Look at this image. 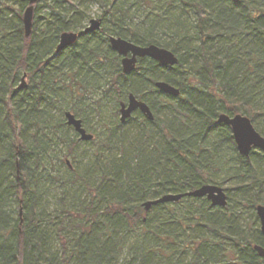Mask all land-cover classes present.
Returning <instances> with one entry per match:
<instances>
[{"label": "trees", "instance_id": "obj_1", "mask_svg": "<svg viewBox=\"0 0 264 264\" xmlns=\"http://www.w3.org/2000/svg\"><path fill=\"white\" fill-rule=\"evenodd\" d=\"M89 4L100 28L55 54L62 32L84 29ZM27 5L0 0V264H264L260 229L236 218L264 206V153L241 156L216 121L242 114L264 136V0H38L35 14H47L25 36ZM110 36L168 49L177 63L141 58L125 74ZM160 80L180 95L154 88ZM98 92L113 114L133 93L152 113L170 109L168 122L113 115L81 142L64 112ZM81 144L94 147L77 167L67 158L81 162ZM220 171L234 191L223 208L194 197L143 206L223 184Z\"/></svg>", "mask_w": 264, "mask_h": 264}, {"label": "water", "instance_id": "obj_2", "mask_svg": "<svg viewBox=\"0 0 264 264\" xmlns=\"http://www.w3.org/2000/svg\"><path fill=\"white\" fill-rule=\"evenodd\" d=\"M28 5L25 8L22 21L24 27L25 36H29L32 31L34 4L38 0H27ZM100 28V19H90L89 26L85 27L83 32L89 33ZM78 32H62L59 36V40L55 49V53L60 52L63 49L70 47L79 38ZM111 49L121 57L122 72L127 74L135 70L137 59L148 57L154 61H157L161 66H173L177 63V58L170 50L158 47L156 45L139 46L125 39L110 36L108 38ZM25 74L21 78L22 84L18 86V89L26 86L24 83ZM154 87L164 94L171 97H178L180 91L177 87H174L164 81H155ZM139 110L148 120L152 121L154 116L152 111L146 102L138 99L133 93H130L127 97L126 103H121L119 110V121L124 123L131 114ZM65 122L68 126H71L73 130L78 134L79 140L90 141L93 138L92 134H88L82 126L80 119L76 118L71 112L66 111L64 113ZM217 123L224 124L230 127L233 140L237 149V152L244 157H247L252 149L260 150L264 153V137L253 127L250 119L242 114L227 115L219 114L217 117ZM182 197H194V198H206L210 205L213 207L223 208L227 205V195L225 190L214 184H204L192 191H187L179 194H166L155 200L147 201L143 203V206L148 210L152 205H157L166 202H176ZM21 213V210H20ZM256 215L260 223V232L264 236V206H256ZM253 249L257 255L264 259V247L260 245H253Z\"/></svg>", "mask_w": 264, "mask_h": 264}, {"label": "rangeland", "instance_id": "obj_3", "mask_svg": "<svg viewBox=\"0 0 264 264\" xmlns=\"http://www.w3.org/2000/svg\"><path fill=\"white\" fill-rule=\"evenodd\" d=\"M13 5H15V7H16V4L14 2H13ZM46 10L47 9L42 8L36 14H35V11H34L33 20H35L36 16H38L39 17L38 22L41 23V21H43L44 16L47 14ZM88 10H89L88 11L89 17L85 20L84 27L89 26L90 19H97L98 14H99V8L97 7V5H93L92 6V5L89 4ZM24 83L27 85V79L26 78H24ZM21 84H22V82L20 80L18 86H20ZM17 89H18V87H17ZM99 97H100V92H98L96 95H92V96H90V94H88L87 98L83 99L84 104H85L82 107L83 110H79V112L77 114L72 112V111H69L76 118L81 120L82 126H83V128L86 130V132L88 134H90V133H92L94 131L95 132L98 131L100 129V127L102 126V124H110V122L108 120L110 119V117H113V115H114L116 120H118V118H119L118 109L113 114L112 111H111L112 108L107 104V102L105 100L104 101H100L102 103L95 104V102L99 99ZM136 97H138V96H136ZM153 116H156L158 119H160L163 122H168V118L170 116V109H168L166 106H157V108L153 111ZM83 118H84L85 122L82 121ZM64 121H65V119H64ZM83 124H85V125H83ZM127 124H129L128 125V130H129V132H131L134 129V126L132 124H138V122L135 119H133V120L129 121ZM261 124H264V119H262ZM252 125L258 132L260 130H262V127H260V125H256V124H252ZM93 139H94V137H93ZM93 139H91V140H93ZM81 142H90V141H81ZM92 147H94V146L90 147V145L81 144L80 148H83L82 154H83V157H84L85 160L83 159L81 162L80 161H72L71 157L69 156L67 158L69 163H72L73 165H75L77 167L81 166L82 163H84V162H86V160H88L87 156L90 157V149H92ZM224 178H225L224 177V172L220 171L216 175V179L215 180H216V182L219 183V182H222V180H224ZM232 185H233L232 181L229 180V179H226V180H224L223 184H220L218 186L222 187L226 191V193L233 194L234 191L228 190V188H230ZM57 193H59V190H55V189L54 190H50L49 191L50 200L53 198V195L57 194ZM84 195H85V191L82 193V196H84ZM47 199H48V196H47ZM19 210H20V208L18 206H14V215L16 214V216H17V212H19ZM222 212H225V210L218 211L219 214H222ZM253 214L256 215L255 210L251 211V210H249V209H247L245 207H242V209H240L239 212H238V216L236 217L237 220H238V223L242 227L249 228V227L255 225V227H257V229H260L259 219L256 216V220H253ZM186 252L183 253V254H185L184 255V258H185L184 262L188 263L189 260L191 259V254L189 252H187V253ZM183 254H181V255H183Z\"/></svg>", "mask_w": 264, "mask_h": 264}, {"label": "flooded vegetation", "instance_id": "obj_4", "mask_svg": "<svg viewBox=\"0 0 264 264\" xmlns=\"http://www.w3.org/2000/svg\"><path fill=\"white\" fill-rule=\"evenodd\" d=\"M121 105V104H120ZM140 113L142 116H143V118H146L140 111H135L132 115H134V114H136V113ZM147 119V118H146Z\"/></svg>", "mask_w": 264, "mask_h": 264}, {"label": "bare ground", "instance_id": "obj_5", "mask_svg": "<svg viewBox=\"0 0 264 264\" xmlns=\"http://www.w3.org/2000/svg\"><path fill=\"white\" fill-rule=\"evenodd\" d=\"M21 210V209H20ZM20 210H19V212H20ZM22 215V213H20V216Z\"/></svg>", "mask_w": 264, "mask_h": 264}]
</instances>
